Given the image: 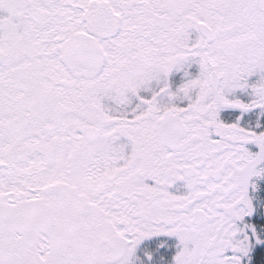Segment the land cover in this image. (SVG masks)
<instances>
[{"label": "snow or ice", "instance_id": "6c2138e0", "mask_svg": "<svg viewBox=\"0 0 264 264\" xmlns=\"http://www.w3.org/2000/svg\"><path fill=\"white\" fill-rule=\"evenodd\" d=\"M0 264H264V0H0Z\"/></svg>", "mask_w": 264, "mask_h": 264}]
</instances>
